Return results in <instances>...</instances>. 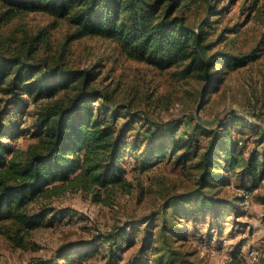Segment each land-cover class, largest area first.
<instances>
[{"label": "trees", "instance_id": "16d2710c", "mask_svg": "<svg viewBox=\"0 0 264 264\" xmlns=\"http://www.w3.org/2000/svg\"><path fill=\"white\" fill-rule=\"evenodd\" d=\"M211 1L0 0L4 8L0 30L23 13L40 12L64 19L72 27L71 38L109 39L127 58L163 69L182 67L181 77L204 82L203 95L216 89L214 82L219 79L213 67L239 68L258 56L253 52H221L218 57L209 53L206 35L208 30L214 32L211 15L216 13L211 9ZM259 2L264 6V0H254L255 4ZM187 14L196 16L194 24L189 23ZM42 41L36 35L14 50L0 45V102L10 106L24 101L22 96L27 97L34 108L32 136L36 138L26 149L13 150L1 140L9 130L16 129V123L2 125L4 130L0 128V219L4 224L1 233L15 247L24 248L25 235L38 224V217L29 212L32 202L68 187L95 190L100 195V190L108 193L112 188L126 186L121 162L128 154L137 155L141 171L172 158L176 164L195 172V184L174 193L161 209L157 247L152 250L157 257L151 259L147 253L144 236L124 264H199L174 245L185 238L179 218L211 214L212 220L218 219L230 203L217 196L221 185L237 176L248 177L253 186L264 179V148L250 149L245 157L243 147H238L225 128L228 124L207 130L194 123L178 137V123L166 128L146 117L141 125L147 124L143 134L133 133L130 140L128 132L135 118L129 107L122 112L120 107L110 104L111 96L91 85L94 74L90 70L70 69L58 60L47 63L44 58H37ZM121 117L125 119L119 124ZM198 135L206 139L205 144ZM242 188L252 192L250 187ZM136 231L130 224L115 226L106 236L63 245L54 257L30 264H77L96 254L99 244L107 251L105 264H119L123 253L139 243ZM227 264L243 263L234 256Z\"/></svg>", "mask_w": 264, "mask_h": 264}, {"label": "rangeland", "instance_id": "374dc122", "mask_svg": "<svg viewBox=\"0 0 264 264\" xmlns=\"http://www.w3.org/2000/svg\"><path fill=\"white\" fill-rule=\"evenodd\" d=\"M211 7L216 13L211 15L214 32L208 30L206 35V43L211 47L209 53L218 57L221 52L231 55L253 52L258 56L239 68L213 67L219 79L214 82L216 89L203 95L204 82L195 77H181L182 67L163 69L127 58L109 39L71 38L72 27L64 19L45 13L29 12L12 18L0 30L4 36L0 45L14 50L40 35L43 41L36 52L37 58H44L47 63L58 60L70 69L90 70L94 74L91 85L107 92L111 96L110 104L120 107L122 112L129 107L133 113L135 122L128 132L130 140L137 132L143 134L147 126H141L145 117L166 128L178 123V137L187 133L194 123L207 130L228 124L225 128L232 140L243 147L248 157L250 149L264 148V6L261 2L255 4L254 0H212ZM3 10L0 4V16ZM187 15L189 23L194 24L196 16ZM22 97L24 101L10 106L0 102L3 123L0 128L16 123V129L9 130L1 140L13 150H24L36 141L32 136L33 104ZM124 119L119 118L118 123ZM198 138L202 144L206 143L202 135ZM138 140L141 141V136ZM136 158L137 155L128 154L121 162L128 183L124 187L112 188L108 193L100 190V195L95 190L68 187L32 202L29 212L38 217V224L25 235L24 248L15 247L1 233L4 224L0 219V264L48 260L63 245L106 236L113 227L129 224L137 229L135 238L140 239L123 253L119 264L127 261L144 236L147 253L155 259L157 254L152 250L157 247L161 209L174 193L191 188L196 175L172 158L141 171ZM243 186L250 187L252 192ZM217 196L230 201L220 217L212 220L208 214L194 219L179 218L185 238L174 245L199 264H227L234 256L243 264H263L264 179L253 186L248 177H231L219 187ZM98 248L96 254L75 263L105 264L106 248L100 244Z\"/></svg>", "mask_w": 264, "mask_h": 264}]
</instances>
